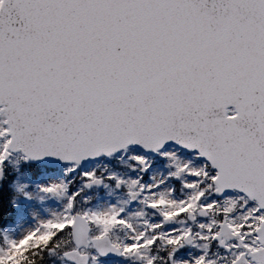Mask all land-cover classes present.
<instances>
[{
	"label": "snow or ice",
	"instance_id": "6c2138e0",
	"mask_svg": "<svg viewBox=\"0 0 264 264\" xmlns=\"http://www.w3.org/2000/svg\"><path fill=\"white\" fill-rule=\"evenodd\" d=\"M56 255L264 264V0H0V264Z\"/></svg>",
	"mask_w": 264,
	"mask_h": 264
},
{
	"label": "rangeland",
	"instance_id": "374dc122",
	"mask_svg": "<svg viewBox=\"0 0 264 264\" xmlns=\"http://www.w3.org/2000/svg\"><path fill=\"white\" fill-rule=\"evenodd\" d=\"M153 176L156 180L162 179L161 170L156 169L153 172ZM85 195L91 197L92 200L95 199V202L99 204H105L108 201L116 202L117 200H125L127 198L123 190H116L114 188L105 189L103 187L99 190L86 192ZM40 196L41 194L34 189L32 191V200L26 205L23 202L21 203V214L9 230L11 236L18 238L29 227L33 214L36 216L44 215V209L51 207V202H41ZM117 235L121 239L125 238L124 233H117ZM49 264H61V262H59L56 256H53L49 259Z\"/></svg>",
	"mask_w": 264,
	"mask_h": 264
},
{
	"label": "trees",
	"instance_id": "16d2710c",
	"mask_svg": "<svg viewBox=\"0 0 264 264\" xmlns=\"http://www.w3.org/2000/svg\"><path fill=\"white\" fill-rule=\"evenodd\" d=\"M45 264H49V259H48V260H46Z\"/></svg>",
	"mask_w": 264,
	"mask_h": 264
}]
</instances>
